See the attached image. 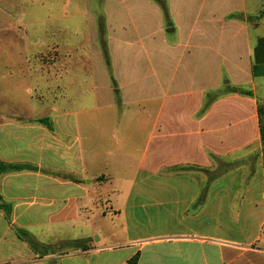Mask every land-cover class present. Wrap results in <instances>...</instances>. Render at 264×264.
Returning a JSON list of instances; mask_svg holds the SVG:
<instances>
[{"label": "crops", "instance_id": "crops-1", "mask_svg": "<svg viewBox=\"0 0 264 264\" xmlns=\"http://www.w3.org/2000/svg\"><path fill=\"white\" fill-rule=\"evenodd\" d=\"M164 1L168 18L154 0H104L99 15L69 0L52 19L54 130L4 140L19 159L2 162L37 170L0 177V264H264V37L248 22L264 9ZM75 241L87 250L61 249Z\"/></svg>", "mask_w": 264, "mask_h": 264}, {"label": "rangeland", "instance_id": "rangeland-1", "mask_svg": "<svg viewBox=\"0 0 264 264\" xmlns=\"http://www.w3.org/2000/svg\"><path fill=\"white\" fill-rule=\"evenodd\" d=\"M68 1L0 0V159L6 161L19 159L14 153L15 146L8 148L12 152L6 151L5 138L13 140L15 145V142H19L21 138L20 127L39 126L34 122L52 111V64L55 55L51 46L56 41V37L50 30L53 27L56 29L57 24L52 21L53 18L64 13L71 15L72 8L65 7ZM75 1L73 0V4ZM103 1L88 0L90 12L99 15ZM247 2L250 16H257L264 9V0H247ZM79 13L85 15L88 13L87 8L81 6ZM40 16L44 23L38 21ZM248 22L252 26L250 38L256 44L259 38L264 37V24L258 28L254 27L256 21H252L249 17ZM262 23L264 18L260 20V24ZM23 24L27 26L25 29L28 32L17 28ZM100 24H103L102 19L99 20ZM27 35H30L29 38H26ZM32 35L41 37L39 50H36L33 44L36 40H32ZM24 47L26 50L29 48L28 55H23ZM256 86L264 128V79H257ZM245 88L248 89V86ZM233 89L230 87L231 91ZM228 91L229 89L224 87L219 94ZM101 181L90 180L86 184L83 182V185L94 188L98 187ZM105 202L106 200L95 199L93 209L102 207ZM55 262L52 258L48 264Z\"/></svg>", "mask_w": 264, "mask_h": 264}, {"label": "trees", "instance_id": "trees-1", "mask_svg": "<svg viewBox=\"0 0 264 264\" xmlns=\"http://www.w3.org/2000/svg\"><path fill=\"white\" fill-rule=\"evenodd\" d=\"M155 2L159 3L162 6V9L164 11V14L166 16V18L169 17L168 15V9H167V5L166 2H161V0H154ZM264 16V10L261 11L260 15L255 17V23H259V21L261 20V18ZM254 19V18H252ZM262 44V46L264 45V39L261 40L260 42ZM107 65H108V69L109 72L111 73V66L109 64V62L107 61ZM239 94L244 95V96H250L251 93L248 91H240ZM117 95V92H116ZM260 111V110H259ZM261 119H262V115L260 113ZM35 123L42 125L46 128H48L50 131L54 130L53 124L51 119L49 118H41L35 121ZM261 133H262V141H263V146H264V128L262 126V121H261ZM229 165V164H228ZM190 168H186V170H188ZM36 171L37 168L32 167L30 165H20V164H6L4 162H2L0 160V177L3 174L6 173H11V172H20V171ZM227 171V170H226ZM210 175V179H212V173H209ZM0 211H4L9 219L11 213H12V206L6 202H4L3 197L0 193ZM16 234L19 237L20 240L28 243V245L34 250V251H39L42 249H40L41 246H39V244L37 243V241L33 238V236L31 234H29L28 232L21 230V229H16ZM61 246V249H82V250H87V246L85 245V242L83 241H75V242H66ZM49 250H54V247L51 248H44V254H40V257H43L45 255H47V252ZM137 259L138 257L136 256L134 258V260H132V262H130V264H136L137 263Z\"/></svg>", "mask_w": 264, "mask_h": 264}]
</instances>
